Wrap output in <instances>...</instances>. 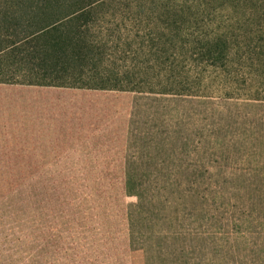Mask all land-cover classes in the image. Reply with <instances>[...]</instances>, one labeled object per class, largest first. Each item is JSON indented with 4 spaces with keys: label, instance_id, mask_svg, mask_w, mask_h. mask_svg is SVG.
Returning <instances> with one entry per match:
<instances>
[{
    "label": "rangeland",
    "instance_id": "rangeland-1",
    "mask_svg": "<svg viewBox=\"0 0 264 264\" xmlns=\"http://www.w3.org/2000/svg\"><path fill=\"white\" fill-rule=\"evenodd\" d=\"M0 264H264V101L0 83Z\"/></svg>",
    "mask_w": 264,
    "mask_h": 264
},
{
    "label": "trees",
    "instance_id": "trees-1",
    "mask_svg": "<svg viewBox=\"0 0 264 264\" xmlns=\"http://www.w3.org/2000/svg\"><path fill=\"white\" fill-rule=\"evenodd\" d=\"M0 83L264 101V0H0Z\"/></svg>",
    "mask_w": 264,
    "mask_h": 264
}]
</instances>
